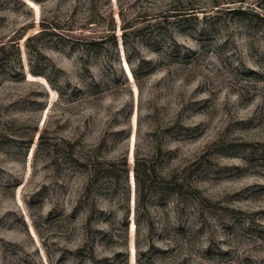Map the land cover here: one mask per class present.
<instances>
[{"label": "rangeland", "instance_id": "374dc122", "mask_svg": "<svg viewBox=\"0 0 264 264\" xmlns=\"http://www.w3.org/2000/svg\"><path fill=\"white\" fill-rule=\"evenodd\" d=\"M174 8L198 18L158 22ZM3 43L0 264H93L91 210L95 264H264V0H0ZM64 142L125 151L127 194L87 180ZM195 160L209 201L190 239L189 195L160 177Z\"/></svg>", "mask_w": 264, "mask_h": 264}, {"label": "trees", "instance_id": "16d2710c", "mask_svg": "<svg viewBox=\"0 0 264 264\" xmlns=\"http://www.w3.org/2000/svg\"><path fill=\"white\" fill-rule=\"evenodd\" d=\"M220 10V9H217ZM195 12H197L196 10H186V9H180V8H174L172 10V13H170L169 15L166 16H162L158 22H165L167 21V18L169 16L174 17V21H180L182 18H186V17H193L194 19L198 18V15L194 14ZM207 16V14H202V18H205ZM90 22V21H87ZM51 22H44V20H42L41 25H42V30L38 31V32H47V31H54V27H58V26H53V28H51L52 26H50ZM52 24H54L52 22ZM87 24V23H86ZM45 28V29H44ZM52 29V30H51ZM33 35H28L25 38L26 41V46H28V42L30 41V39L32 38ZM86 42H88L90 45H93L97 40H91V38H87L85 40ZM17 42H11L10 43V47L12 46L14 48V50L16 51V53H18V47H17ZM171 43L173 44V46H177V42L175 40L172 39ZM4 46L5 43L0 44V51H2V54L0 56V59H2L3 57V50H4ZM14 51V53H15ZM15 53V54H16ZM17 56V55H16ZM17 63L19 64V61H17ZM39 138V143L37 144L39 147L40 145H42L43 141V133L39 134L38 136ZM6 139V138H3ZM31 141V137L29 138L28 142ZM67 144V145H66ZM64 142V146L66 147L65 152H67V154H70V159L71 161H74L79 167H88V174H87V180L89 179H95V178H106V181H109L111 187L114 188V191L118 193L119 190H117V188L119 187L120 189V193H121V197L126 193L127 194V177H128V171H129V165L125 156V151L123 154L120 155H116L113 158L107 159H97L94 157H90L88 156L87 158H85L84 156H82L81 154H77L75 155L74 151H73V145L70 142ZM49 146L54 149L56 147V144H49ZM198 160L191 162V166L190 165H185V166H181V167H177L175 166L174 168L171 169V171L169 173H167L166 176H161L160 180H161V184L166 187V189H168V193L173 196L174 198L179 197L182 195L183 192H186L189 195V198L191 200V206L189 207V213L191 215V221L188 222V224L185 226V228L183 227V233H185V235L187 237H189L190 239H194V238H199L201 236V234L203 233V222L205 221V218H202L201 212H199V210L197 209V200H198V196L203 198L204 200H208L209 199L205 196L200 195V190L199 188L196 186L195 181L192 180V175L195 173L196 171V166L198 164ZM192 166L194 168H192ZM133 175L134 178L136 180V183H139V172H138V167L137 164H134L133 166ZM155 173V172H154ZM156 174V173H155ZM117 190V191H116ZM93 205V209L97 210V207H95L96 205V201L93 200L92 202ZM92 211V210H91ZM91 211H89V214H85L84 218H83V223L81 224V228L84 234V239H83V248H86L87 252H88V256L87 258L93 262V264L96 263V261L98 260L97 256H96V234L100 232L101 229L99 228H95L91 226ZM98 211L102 212V210ZM242 214L244 212H241ZM113 217H115V213H112ZM253 215H251L252 217ZM250 216H247V218L253 222V218H251ZM137 224V222H136ZM138 225V224H137ZM102 240V238H101ZM118 255H121V253H117ZM100 260H107L109 259L108 256H100L99 258Z\"/></svg>", "mask_w": 264, "mask_h": 264}, {"label": "water", "instance_id": "95a60500", "mask_svg": "<svg viewBox=\"0 0 264 264\" xmlns=\"http://www.w3.org/2000/svg\"><path fill=\"white\" fill-rule=\"evenodd\" d=\"M131 178H132V176H131V174H130V175H129V180H130V181H132V179H131Z\"/></svg>", "mask_w": 264, "mask_h": 264}]
</instances>
